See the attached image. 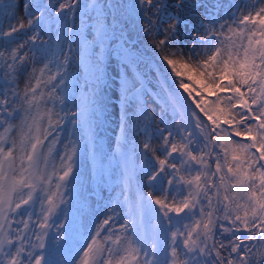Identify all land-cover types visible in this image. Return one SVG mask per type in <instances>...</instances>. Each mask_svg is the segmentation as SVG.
Instances as JSON below:
<instances>
[{
	"label": "snow or ice",
	"instance_id": "6c2138e0",
	"mask_svg": "<svg viewBox=\"0 0 264 264\" xmlns=\"http://www.w3.org/2000/svg\"><path fill=\"white\" fill-rule=\"evenodd\" d=\"M22 6L26 19L18 16V4L0 0V264H264V0L245 4L239 18L240 5H231V22L206 12L210 23L194 25L187 54L173 48L179 44L173 37L180 17H166L173 23L155 42L156 49H169L160 58L156 93L163 101L158 123L165 127L149 131L155 117L145 107L142 87L120 77L122 128L133 103V119L144 121L139 155L144 174L151 172L147 196L138 186L135 206L124 213L129 218L117 223L132 181L126 171L124 201H112L99 224L81 225L75 236L62 207L78 157L74 137L81 127L91 130L103 104L98 92L106 73L97 57L91 65L96 87L69 114L73 50L59 43L48 50L43 36L53 23L58 42L67 31L69 45L78 44L80 63L90 44H102L108 35V18L96 0H23ZM175 6L184 8L185 0ZM187 6L195 11L202 5ZM109 7L115 10L113 28L118 12L127 23L144 19L145 35H161V21L152 16L162 3L134 0ZM93 12L88 25L86 13ZM85 27L95 33L91 42L82 35ZM177 55L188 62L172 58ZM168 109L181 116L174 125L164 119ZM61 126L67 139L60 136Z\"/></svg>",
	"mask_w": 264,
	"mask_h": 264
},
{
	"label": "rangeland",
	"instance_id": "374dc122",
	"mask_svg": "<svg viewBox=\"0 0 264 264\" xmlns=\"http://www.w3.org/2000/svg\"><path fill=\"white\" fill-rule=\"evenodd\" d=\"M2 2L7 3V0H2ZM44 2L49 3L52 2V0H44ZM85 2H87V0H85ZM96 2L103 6V10L107 15L109 25L108 35L103 40L102 44L100 42H97L94 45L90 44L88 50L84 52V59L82 62L77 63L75 60L78 44L74 42L71 46L69 45V33L67 31L63 32L60 41L58 42L56 25L53 23L51 25V32L48 33V30L45 29L47 34L43 36V40L47 42L45 48L48 50H55L58 43L64 51H68L69 47L73 50V62L68 68V71L72 74L70 82L71 94L69 97V105L65 108V111L69 112V114L77 110L74 105L79 103L81 97L90 95L92 90L96 87L95 84L92 83L91 65L95 63L97 57L102 58L103 67L106 73L105 83L101 86V89L98 92V95L103 97V104L100 107L98 114L92 118L91 130L86 127H81L79 129L78 137H74L78 144V157L76 164L73 166L74 176L70 177L72 183L65 188L68 201L66 204L68 205L62 206L68 214L65 223L71 230H73L74 236L76 230L81 228V225L94 228L95 225L99 224L100 221L108 215L107 207L111 206L112 201L117 199L124 201L125 197L122 193L126 190L124 180L126 171L128 175L132 177V181L130 187L127 188L128 203L123 204L122 209H117V211L120 212V217L117 222L118 224L121 222L123 223L124 219L129 218L128 216H125L124 213L129 211V206L131 204L132 207L135 206L138 186H140L139 190L142 191L145 196H147L149 191L148 175H150L151 172L149 171L147 174H144L141 169V156L139 155L140 148L145 139V133L143 131L144 121L133 119L132 114L136 109L135 103L127 109L128 116L125 120V127L122 128L121 126V75H123L130 83L135 81L137 88L142 87L145 93L142 97V100L145 102V107L149 112L153 113L155 117V119L151 121V128L149 131L152 132L156 128L165 127L164 124L158 123V119L163 110V101L156 93L158 91L157 77L160 72V58L165 55L164 53L168 52L169 49L160 51L155 48V42H158L163 38V30H165V28L167 29L169 24L171 25L173 23L172 20L166 19V17L169 14L180 17L181 22L178 24L179 26H175L176 36L173 37V40H178L179 44H174L173 48L180 47L183 49L184 53L187 54L188 48L186 45L191 43V33L195 31L194 25L199 24L201 21H203L204 24L210 23V20L206 18V12L211 17H218L219 21L226 20L229 17L228 21L231 22L230 19L232 17L230 16L233 12L231 5H240V8L236 11V15L239 18L243 14H246L244 5L252 3V0H185L186 6L184 8H177L175 6L178 3V0H156V3H162L165 5L158 15L152 16L153 21H156L157 19L161 21L158 25L161 29V35L156 37L145 35L143 32L145 21L144 19H140L136 33L137 39L132 37L135 29L134 23H127L125 18L119 17L118 12V22L114 28L112 27V17L115 10L109 7V5L125 4V0H96ZM132 2H134V0H131V3ZM194 2H198L202 6L196 8L195 11H192L187 5ZM12 3L19 5L17 14L22 16L23 0H12ZM258 6L259 4L257 7ZM222 12H224L222 15L224 17L221 16ZM90 15L94 16L95 13H86V21L88 25L92 23L91 20H87V17ZM24 18L26 19V17ZM7 23V20H5V28L7 27ZM63 23L62 20L61 26H63ZM74 23L77 27H79L81 23L79 11L75 14ZM68 26L69 28H72L73 22L71 20H69ZM178 30L181 31L177 32ZM199 34H204L203 29L200 30ZM29 35H31V33H29ZM82 35L85 39L91 42L95 33L92 31L91 27H85L82 30ZM72 39L74 41L76 40L75 32L72 34ZM37 43L39 44L40 42L38 41ZM81 51H83V49H81ZM180 57L181 56L177 55L172 58L177 60L181 59L179 61L182 62L183 60V62H186L183 57V59ZM60 59L63 60V56H61ZM37 67H39V65H37ZM53 71H55L54 66ZM185 82L187 83L188 81L185 80ZM18 83L22 89L24 84L23 75L19 77ZM191 87L194 89L193 97L198 98L196 96V93L200 91L198 84L193 81L191 82ZM180 91L183 92L182 89ZM164 119L168 124L174 125L175 122L181 119V116L179 114L174 115L172 110L168 109L164 113ZM68 127L70 128L71 125L69 124ZM59 131L60 136L67 139V130L64 129V126H61ZM158 143V140L153 139L154 145ZM56 148L63 152V142H58ZM148 155L150 157L151 153ZM56 163H59V156L56 158ZM87 167L89 169H87ZM80 168L81 170L79 171ZM117 183L120 184V186ZM164 183L166 184V179ZM80 186H82V188ZM155 194L159 196L163 195L161 192H156ZM81 196L84 197V200L88 196L90 199L89 205L93 206V209L99 211L88 214L89 212L85 211V209L82 210V208H79V201L82 199ZM169 199H171V197H169ZM33 219H35V217H33ZM59 220H64V216L61 215L60 219L56 222L60 223ZM145 227L149 229L151 228V223L147 220L145 221ZM161 248H163V239L161 240ZM73 251H75V245H73Z\"/></svg>",
	"mask_w": 264,
	"mask_h": 264
},
{
	"label": "bare ground",
	"instance_id": "6f19581e",
	"mask_svg": "<svg viewBox=\"0 0 264 264\" xmlns=\"http://www.w3.org/2000/svg\"><path fill=\"white\" fill-rule=\"evenodd\" d=\"M21 1V0H20ZM20 3V2H19ZM225 12V11H224ZM224 12H222L221 13V16L223 15V13ZM21 13V12H20ZM220 15V14H219ZM218 15V16H219ZM227 15V14H226ZM19 17L21 16V15H18ZM21 17H23V15L21 16ZM222 17H224V16H222ZM231 17V16H230ZM24 18V17H23ZM227 18V17H226ZM225 20V19H224ZM226 20H229V17H228V19H226ZM231 20V19H230ZM171 23V22H170ZM206 23V22H205ZM169 24V23H168ZM170 25V24H169ZM178 25V24H177ZM176 25V26H177ZM179 26V25H178ZM166 29V28H165ZM201 30V29H200ZM179 31H181V30H178L177 32H179ZM178 34V33H177ZM180 34V33H179ZM176 36V35H175ZM21 39H23V37L21 38ZM17 43H19V41H17ZM165 54V53H164ZM180 58H182V57H180ZM183 59V58H182ZM202 59V58H201ZM177 60V59H176ZM179 60H181V59H179ZM182 62H183V60H182ZM187 62V61H186ZM93 136V135H92ZM95 138V137H94ZM97 143V142H96ZM82 146V145H81ZM87 158V157H86ZM83 160V159H82ZM88 160V159H87ZM82 164H83V162H82ZM85 164V163H84ZM88 164H89V162H88ZM82 166H84V165H82ZM81 166V167H82ZM80 167V166H79ZM84 168V167H83ZM87 169H89L88 167H87ZM81 170V168L79 169V171ZM83 171V170H82ZM79 174V173H78ZM82 177H83V175H82ZM87 179V178H86ZM84 180V179H83ZM80 181V180H79ZM89 181V180H88ZM85 182V181H84ZM81 183V182H80ZM82 184V183H81ZM118 184V183H117ZM119 186H120V184H118ZM84 186V185H83ZM87 186V185H86ZM85 186V187H86ZM89 186V185H88ZM81 188H82V186H80ZM92 187V186H91ZM115 187V186H114ZM122 188V187H121ZM116 189V188H115ZM111 190V189H110ZM109 190V191H110ZM78 191H79V189H78ZM113 191V190H112ZM115 191V190H114ZM112 193V192H111ZM129 193V192H128ZM115 194V193H114ZM136 194V193H135ZM110 195V194H109ZM83 196H85V195H83ZM82 197V196H81ZM89 197H91V196H89ZM106 197H108V196H106ZM105 197V198H106ZM118 197H119V195H118ZM94 198V197H93ZM102 198V197H101ZM110 198V197H109ZM108 198V199H109ZM115 198V197H114ZM92 199V198H91ZM101 200V199H100ZM107 200V199H106ZM114 200V199H113ZM89 201H90V199L88 198V196L85 198V200H84V197H82V199H81V201H79L80 202V207L79 208H82V210L83 209H85V211H87V212H89L88 214H90V213H95L96 211H99V210H97V209H93L92 207L93 206H90L89 205ZM93 201V200H92ZM97 201V200H96ZM110 201V200H109ZM100 202V201H99ZM98 202V203H99ZM111 202V201H110ZM97 203V204H98ZM107 203V202H106ZM92 204V203H91ZM108 204H110V203H108ZM66 205H68V204H66ZM132 205V204H131ZM70 206V205H69ZM104 206V205H103ZM107 207V206H106ZM105 207V208H106ZM103 208V207H102ZM101 211H102V209H101ZM106 211V210H105ZM102 213V212H101ZM87 214V213H86ZM97 214V213H96ZM93 215H95V214H93ZM98 215V214H97ZM87 216H89V215H87ZM71 217V216H70ZM85 218V217H84ZM60 221V220H59ZM94 221H95V219H94ZM59 223V222H58ZM122 223V222H121ZM85 224V223H84Z\"/></svg>",
	"mask_w": 264,
	"mask_h": 264
},
{
	"label": "water",
	"instance_id": "95a60500",
	"mask_svg": "<svg viewBox=\"0 0 264 264\" xmlns=\"http://www.w3.org/2000/svg\"><path fill=\"white\" fill-rule=\"evenodd\" d=\"M125 3H131V0H125ZM138 23H139V21H138ZM138 23H134L135 29L133 31V36H132L134 39H137L136 33H137V29H138Z\"/></svg>",
	"mask_w": 264,
	"mask_h": 264
}]
</instances>
